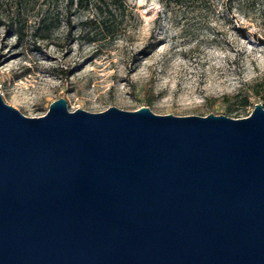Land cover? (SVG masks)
<instances>
[{"label":"water","instance_id":"95a60500","mask_svg":"<svg viewBox=\"0 0 264 264\" xmlns=\"http://www.w3.org/2000/svg\"><path fill=\"white\" fill-rule=\"evenodd\" d=\"M0 264H264V107L157 115L0 93Z\"/></svg>","mask_w":264,"mask_h":264},{"label":"rangeland","instance_id":"374dc122","mask_svg":"<svg viewBox=\"0 0 264 264\" xmlns=\"http://www.w3.org/2000/svg\"><path fill=\"white\" fill-rule=\"evenodd\" d=\"M0 93L27 117L59 98L249 117L264 107V0H0Z\"/></svg>","mask_w":264,"mask_h":264},{"label":"trees","instance_id":"16d2710c","mask_svg":"<svg viewBox=\"0 0 264 264\" xmlns=\"http://www.w3.org/2000/svg\"><path fill=\"white\" fill-rule=\"evenodd\" d=\"M93 25H97L96 22H92ZM259 93H257L258 95ZM243 106H248L249 105V97L248 96H245L244 99H243Z\"/></svg>","mask_w":264,"mask_h":264},{"label":"built area","instance_id":"2783aa9c","mask_svg":"<svg viewBox=\"0 0 264 264\" xmlns=\"http://www.w3.org/2000/svg\"><path fill=\"white\" fill-rule=\"evenodd\" d=\"M144 11H145V14H147V13H148V10H147V9H145Z\"/></svg>","mask_w":264,"mask_h":264}]
</instances>
